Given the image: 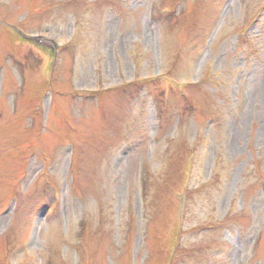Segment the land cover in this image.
<instances>
[{
	"label": "rangeland",
	"instance_id": "rangeland-1",
	"mask_svg": "<svg viewBox=\"0 0 264 264\" xmlns=\"http://www.w3.org/2000/svg\"><path fill=\"white\" fill-rule=\"evenodd\" d=\"M0 264H264V0H0Z\"/></svg>",
	"mask_w": 264,
	"mask_h": 264
}]
</instances>
